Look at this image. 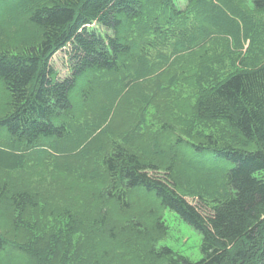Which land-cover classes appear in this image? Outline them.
<instances>
[{"label": "trees", "instance_id": "1", "mask_svg": "<svg viewBox=\"0 0 264 264\" xmlns=\"http://www.w3.org/2000/svg\"><path fill=\"white\" fill-rule=\"evenodd\" d=\"M6 1L0 145L34 149L35 163L2 166L0 201L11 206L0 218L25 211L34 185L49 181L73 201L69 215L90 203L101 222L113 218L108 233L124 234L154 264H264V0ZM18 8L16 27L34 31H12ZM241 35L250 39L244 57ZM60 51L64 77L53 65ZM130 89L122 125L112 124ZM220 124L225 132L206 131ZM91 149H100L93 163ZM64 151L79 158L77 172L70 161L49 167ZM146 208L152 217L131 214ZM163 209L200 234L198 261L149 235L163 230ZM93 241L89 258L107 262L114 247ZM46 247L0 228V264H48Z\"/></svg>", "mask_w": 264, "mask_h": 264}, {"label": "rangeland", "instance_id": "2", "mask_svg": "<svg viewBox=\"0 0 264 264\" xmlns=\"http://www.w3.org/2000/svg\"><path fill=\"white\" fill-rule=\"evenodd\" d=\"M176 2H178L181 7H184L186 0H176ZM6 5V0H0V17H2V15L4 18L7 17L6 15L8 12ZM13 13L14 12L11 14ZM21 17L22 11L18 8L15 10V15L8 18V25L12 26V31H18L19 29L25 33L34 31L32 28L25 25L16 27V23L21 19ZM2 30L5 31V29L0 26V42L8 40V37L4 35V31ZM240 39L242 45L241 57H244L247 55L246 50L250 47V39H246L242 35ZM229 42L231 50L237 51V46L235 45L234 40L232 41V39H229ZM53 65L61 77L67 75V59L64 57V53L62 51L55 54ZM225 65V68H231V64L226 60ZM237 65H239V67L242 66L240 61H238ZM215 66L217 67V65ZM134 95H136L134 90L130 89L127 92L124 102L120 105L121 108L119 107L122 110L120 113L116 114L112 124H118L120 122L122 125V121L125 118L122 114L124 110L130 106L129 101L131 96ZM206 131H219L222 133L226 130L224 129V126L220 124L209 126V130ZM141 133H143L144 137L140 139V141L145 143L148 138L147 136L150 137V134L149 132H143V129ZM97 142V139H95L93 144L96 145ZM94 148L96 147L94 146ZM33 150H27L26 148L18 147L16 144L0 145V152L7 151L10 153V155L15 157L10 158L8 156V160L0 157V172L3 169L5 170V168L2 167L3 165L7 167L14 166L12 169L20 167L21 165H33L35 161L33 156L30 155ZM99 150L100 149H97V152L93 149L89 150L90 152L88 151L90 157H92V163L95 161ZM36 151L45 150L36 149ZM50 154L53 153L46 150V154L44 155L49 157ZM68 155L69 153L65 154V151L57 154L52 158L53 164L49 161V167L52 168L57 162L60 164L61 168H64L63 166L69 164L67 161H70L71 168L77 172L76 169L80 163L79 158L73 159L68 157ZM78 155L79 154H77V156ZM22 158H25V164L22 163ZM56 167L58 168V166ZM34 187L36 194H32L34 196L33 201L32 203L28 204L29 207L27 206L25 211L21 212V209H16V211L13 210L14 212H12L10 207V213L7 212V217L3 219L2 217L0 218V223L3 220L5 225L4 227H1L0 224L1 232H3L5 236L15 238L17 241H22L25 244L28 243L34 245L35 243V247L39 249H41V244L47 245V252L50 253V259L48 261L50 264H136L135 261L137 260H139L142 264H154L153 262L148 261L147 255H143L140 249L135 248V244L133 242L130 241L129 243L127 237H123L124 234H120L117 236V238H114L112 234L108 233V228L114 224L112 217L107 219V224L101 222L102 215L97 210H92L90 208V203L84 201H81L82 205L85 207L84 210L77 209V216L69 215L70 213L75 214L74 208L72 210L73 201L62 194V190L59 188L57 183L48 181V183L45 185H39L37 183L34 185ZM2 197L3 196L0 195V198ZM188 200L193 202V200L190 198H188ZM5 204L11 206L6 202L0 201L1 208H3ZM149 210V208H146L144 211L145 213L138 211L139 213L129 212L128 214L131 213L132 216H145L146 218H149L153 216ZM124 216L126 217V214H124ZM162 218L161 225L164 227L163 230H159V228L158 231L155 229H149V235L152 237V239H158L157 243L159 246L167 245L177 253L186 255L193 261H198L202 257V253L200 251V234L194 231L188 224L179 219L176 214L169 211L168 209H163ZM15 220L17 223L14 222ZM125 232L128 234L131 233V226H127L125 228ZM95 239H104L105 243H109L110 246L114 247L113 251H110V253L106 256L108 259L107 262H100L97 260V258L96 260L98 262H96L92 260L95 258H89L87 253L90 251V245L94 244L93 240ZM148 239L150 238H147V240ZM117 244L127 248L129 252L120 251V249L115 247ZM91 255L94 256L95 254L91 252ZM95 257L97 256L95 255Z\"/></svg>", "mask_w": 264, "mask_h": 264}]
</instances>
